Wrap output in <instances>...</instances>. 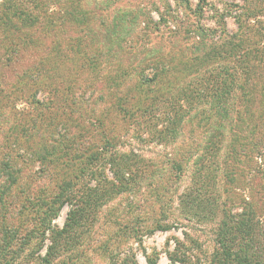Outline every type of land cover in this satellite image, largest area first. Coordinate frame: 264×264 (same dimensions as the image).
Wrapping results in <instances>:
<instances>
[{"label":"rangeland","instance_id":"obj_1","mask_svg":"<svg viewBox=\"0 0 264 264\" xmlns=\"http://www.w3.org/2000/svg\"><path fill=\"white\" fill-rule=\"evenodd\" d=\"M12 5L20 36L0 30V186L10 184L9 165L40 211L21 235L37 227L61 177L35 155L60 141L103 157L95 170L97 163L65 170L74 204L51 228L63 230L75 205L86 214L58 242L52 264H181L175 257L213 264L226 213L252 205L260 215V197L252 200L225 160L245 103L264 99V63L250 62L258 82L249 96L233 78L229 93L217 84L227 64L212 56L245 35L239 23L264 45V0H0V16ZM19 13L38 16L37 26L29 29ZM231 70L238 80L241 71ZM250 123L243 128L249 146L257 135ZM114 161L134 175L127 192L111 189ZM262 163L246 164L249 179ZM41 233L18 241L24 250L16 246L1 263L45 264L52 233L43 247Z\"/></svg>","mask_w":264,"mask_h":264},{"label":"trees","instance_id":"obj_2","mask_svg":"<svg viewBox=\"0 0 264 264\" xmlns=\"http://www.w3.org/2000/svg\"><path fill=\"white\" fill-rule=\"evenodd\" d=\"M252 2L256 3V0H252ZM2 12L3 14L0 16V30L5 28L8 29V32L13 31L20 36V29L17 28L13 22V17L17 16L15 7L12 5L7 13H4L3 10ZM20 15H24L22 23L28 26L29 29L36 27L40 20V18L33 15V13L31 15ZM237 20H239V18ZM259 25L264 28L262 23H259ZM239 26L241 30H247L245 35L234 34L230 37V40L232 41H226V48L220 49L218 53L212 57L214 59L217 58L218 60H223L225 64H227L226 67L222 68L224 71L221 73L224 75H216L217 84L220 86L223 83L225 90L229 93L231 86L228 82L233 78L234 82L236 81L240 83L239 88L242 89V93H244L243 95L250 96L251 91L249 89L254 88L255 85L257 86L255 82H258L255 72H252L250 69V62L257 61L259 64L264 63V45H260L261 43H259V40H255L254 36L252 39L248 37L251 32L248 26L245 28L241 23H239ZM6 35V39L10 40V35ZM12 45L13 43H11V46ZM21 45L24 44L22 43ZM231 69L241 71V76L238 80L235 78L234 74L232 75L229 73V70ZM231 72L233 73L237 71L231 70ZM251 76H254V79ZM260 80H262V89L260 93H263L264 75ZM0 93L3 92L0 91ZM262 96L264 97V95ZM256 98L257 96L255 99ZM238 118L239 121L235 124L237 126V134L235 135V140H233V145L226 155V171L229 170L232 176L235 177L236 181L244 180L247 184L246 186L249 185L252 200H254V195L260 197V200H258L257 203L259 208L261 207V210L259 211V215L256 210L258 208H254L251 205L246 208L247 211L244 210V214L232 216L226 213L216 239L217 247L214 250L213 264H264V99H261L259 102H254L253 99L251 101L247 100V103H245V109ZM253 120L257 122L256 142L249 146V143L247 142H249L248 139L250 136L248 135V138H246L243 128L247 125V128L249 129L250 122ZM54 143L55 144L51 145V148H43L44 154L41 152L39 155H35V157L37 158L36 161L46 165V172L50 171V173H54L55 171V175H61L58 181V190L54 193L55 197L52 198L51 202H49V204L46 203V210L44 213H41L38 217V223L36 222L37 227L32 229L28 228L26 236L21 235L24 232V225L33 220V214L38 215L40 211H38V207L32 203L30 197L27 195L26 188H20L17 186L19 181L17 174L19 171L16 174H12L11 171L15 172V169H11L9 165H5V169L8 171L7 174L8 176H11V178L9 185L3 184V189L2 186H0V264H2L4 260L7 261L8 258H13L16 253V246L21 248V245H23L24 250L26 244H21L18 241L21 239L24 241H31L32 238L36 236L35 233L38 231H42V242L43 240L45 242L47 232L52 233V245L48 247L46 256L42 258L43 263L52 264L53 260L56 258L54 251L60 249L58 242L63 240V238L68 237L73 230L85 220L84 216L86 211H82V208L79 207L81 205H75V208L71 211L63 230L54 231L51 228L53 220L58 216L61 209L65 205L71 203L74 204L72 201V182L74 180L70 178L72 173L67 174L65 170H70V172L72 170L77 172L75 168L81 171L91 170L93 165L97 163L93 169L95 170L97 169L103 154L98 148H94L92 153L88 152L87 154L85 150L81 149L80 153L77 154L72 150L73 147H66L65 145H62L60 141H54ZM249 147H252V149H249ZM257 157H259L260 162L263 161L261 164L262 170L260 169V174L256 173L257 175H253L252 178L249 179V176L246 174V168L248 166L246 164L250 165L251 162H255V158ZM112 167L116 168L114 169L115 171H113V174L117 183L114 184L111 182V189L113 192H127L130 189L132 180H134V175H130L128 172L124 174L122 167L117 161H114V165L111 166V168ZM15 186H17L16 193L13 192ZM86 196H88V194H86ZM5 197H8L9 201H6ZM10 199L14 201H11V203ZM14 204L19 206V208ZM84 204L87 203L84 201ZM12 206H14V209H18V212L10 213L11 209L9 207ZM84 210H86V208ZM248 210L250 212H248ZM8 218L11 220L18 218V221L21 223L19 225H17L16 222L11 223ZM44 242L40 246L43 247ZM175 262L186 264L183 259L178 257H175ZM132 264L138 263L132 261ZM151 264L155 263L153 262Z\"/></svg>","mask_w":264,"mask_h":264}]
</instances>
